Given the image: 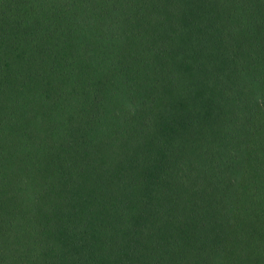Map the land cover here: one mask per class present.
I'll use <instances>...</instances> for the list:
<instances>
[{"label":"trees","instance_id":"1","mask_svg":"<svg viewBox=\"0 0 264 264\" xmlns=\"http://www.w3.org/2000/svg\"><path fill=\"white\" fill-rule=\"evenodd\" d=\"M0 264H264V0H0Z\"/></svg>","mask_w":264,"mask_h":264}]
</instances>
